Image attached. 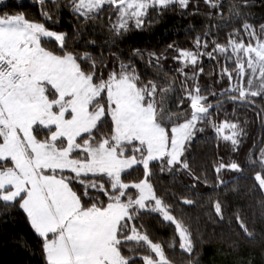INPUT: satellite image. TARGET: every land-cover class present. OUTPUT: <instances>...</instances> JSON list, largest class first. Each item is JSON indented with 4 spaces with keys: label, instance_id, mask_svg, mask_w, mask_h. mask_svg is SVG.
Here are the masks:
<instances>
[{
    "label": "trees",
    "instance_id": "1",
    "mask_svg": "<svg viewBox=\"0 0 264 264\" xmlns=\"http://www.w3.org/2000/svg\"><path fill=\"white\" fill-rule=\"evenodd\" d=\"M76 0H0V16L25 20L64 34L63 42L41 38L44 49L57 56L71 54L79 70L95 84L129 76L151 103L155 120L169 137L173 126L194 114L193 101L203 96L208 123L198 126L179 161L163 157L138 164L121 175L123 183L150 181L155 195L185 227L190 250L182 248L175 222L132 201L139 189L123 188L107 174L77 175L63 171L83 209H105L129 202L118 224L116 245L125 264L158 260L144 234L162 250L168 263L264 264V91L240 95L217 80L234 42L249 45L264 32V0H180L151 4L138 18L124 19L112 3L80 13ZM235 67V62H232ZM55 93L53 89V94ZM54 96V95H53ZM104 105L106 92L91 107ZM236 125V141L216 132V123ZM54 129L37 125L34 134L48 139ZM115 122L110 113L79 137L81 143L113 144ZM196 132V133H195ZM4 141L0 129V144ZM138 142L121 145L132 153ZM10 160L1 161L4 169ZM3 189L0 187V194ZM0 264H49L45 239L34 229L22 200L0 197Z\"/></svg>",
    "mask_w": 264,
    "mask_h": 264
},
{
    "label": "rangeland",
    "instance_id": "2",
    "mask_svg": "<svg viewBox=\"0 0 264 264\" xmlns=\"http://www.w3.org/2000/svg\"><path fill=\"white\" fill-rule=\"evenodd\" d=\"M172 1L180 0H76L75 10L87 13L112 3L126 20L129 16L138 18L151 4ZM44 37L62 43L64 34L20 15L0 16V61L6 58L11 66V73L0 72V129L4 137L0 160L11 161L0 168V197L6 201L21 198L34 229L45 239L49 264H125L117 249L116 233L119 222L128 215L130 203L117 200L105 209H83L63 171L107 174L123 191L130 186L138 188L139 196L131 204L157 211L175 222L182 248L190 250L185 227L155 195L147 177L123 183L121 175L138 164L148 170L151 161L163 157L171 162L181 160L187 140L197 126L200 130L205 127L208 115L194 112L190 119L174 125L169 137L155 120L154 106L143 103L141 89L129 76L95 84L91 76L79 70L71 54L57 56L44 49L40 43ZM226 51V65L217 80L228 91H239L243 96L263 93L264 32L254 43L233 42ZM15 74L21 77L16 83L12 80ZM104 92L108 110L104 105L91 107ZM203 98L195 97L194 107H204ZM106 113L115 122L113 144L108 140L78 141ZM37 125L54 127L48 139L35 136ZM215 127L224 139L236 141L235 124L216 123ZM134 141L138 145L126 155L121 145ZM260 159L264 161V149ZM257 178L264 190V179L260 175ZM132 238L147 241L157 253L158 260L146 258L147 264L168 263L160 247L146 235L135 232Z\"/></svg>",
    "mask_w": 264,
    "mask_h": 264
},
{
    "label": "built area",
    "instance_id": "3",
    "mask_svg": "<svg viewBox=\"0 0 264 264\" xmlns=\"http://www.w3.org/2000/svg\"><path fill=\"white\" fill-rule=\"evenodd\" d=\"M0 72L11 73V66L6 58L0 61ZM12 80L16 83L21 80V77L18 74H15L12 75Z\"/></svg>",
    "mask_w": 264,
    "mask_h": 264
},
{
    "label": "water",
    "instance_id": "4",
    "mask_svg": "<svg viewBox=\"0 0 264 264\" xmlns=\"http://www.w3.org/2000/svg\"><path fill=\"white\" fill-rule=\"evenodd\" d=\"M194 111H195V112H198V113H204V112L207 111V108L202 107V106H195V107H194Z\"/></svg>",
    "mask_w": 264,
    "mask_h": 264
},
{
    "label": "crops",
    "instance_id": "5",
    "mask_svg": "<svg viewBox=\"0 0 264 264\" xmlns=\"http://www.w3.org/2000/svg\"><path fill=\"white\" fill-rule=\"evenodd\" d=\"M9 188H11V187H9Z\"/></svg>",
    "mask_w": 264,
    "mask_h": 264
}]
</instances>
